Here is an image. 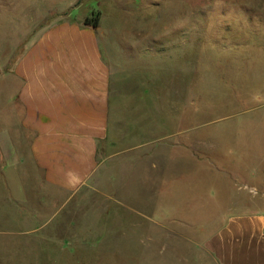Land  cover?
Wrapping results in <instances>:
<instances>
[{
  "label": "rangeland",
  "instance_id": "obj_1",
  "mask_svg": "<svg viewBox=\"0 0 264 264\" xmlns=\"http://www.w3.org/2000/svg\"><path fill=\"white\" fill-rule=\"evenodd\" d=\"M65 19L97 21L114 68L105 163L74 194L4 197L0 264H212L223 208L264 192V0H0V80Z\"/></svg>",
  "mask_w": 264,
  "mask_h": 264
},
{
  "label": "crops",
  "instance_id": "obj_2",
  "mask_svg": "<svg viewBox=\"0 0 264 264\" xmlns=\"http://www.w3.org/2000/svg\"><path fill=\"white\" fill-rule=\"evenodd\" d=\"M114 73L98 26L73 19L40 29L19 48L0 80V202L12 195L22 203L35 188L74 194L100 173L116 115ZM258 132L254 166L264 164V127ZM223 170L225 190L237 177ZM249 178L264 191L263 176ZM256 193L250 204L223 208L204 241L212 264H264V192Z\"/></svg>",
  "mask_w": 264,
  "mask_h": 264
},
{
  "label": "trees",
  "instance_id": "obj_3",
  "mask_svg": "<svg viewBox=\"0 0 264 264\" xmlns=\"http://www.w3.org/2000/svg\"><path fill=\"white\" fill-rule=\"evenodd\" d=\"M98 14V13H97ZM84 25H91L93 27H97V21H93V23H89L88 20L86 19L84 22H83Z\"/></svg>",
  "mask_w": 264,
  "mask_h": 264
}]
</instances>
